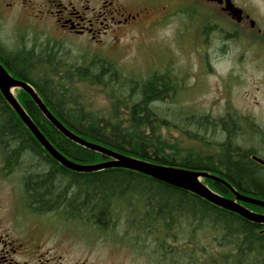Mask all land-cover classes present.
Listing matches in <instances>:
<instances>
[{
    "label": "trees",
    "instance_id": "1",
    "mask_svg": "<svg viewBox=\"0 0 264 264\" xmlns=\"http://www.w3.org/2000/svg\"><path fill=\"white\" fill-rule=\"evenodd\" d=\"M11 50L12 47L0 41L3 64L19 79L30 83L50 112L86 141L162 166L209 172L225 180L238 193L264 201V166L254 161L253 156L264 158L258 155L257 147L241 145L245 129L256 127L249 118L230 111L224 117L213 119L189 112L182 125V113L172 118L162 114L159 103L176 101L177 94L171 81L159 73L144 79L126 75L115 62L95 55L84 57L78 63H67V70L61 74L57 64H53L58 60L57 50L46 48L40 55L33 50H14V53ZM38 62L49 64L48 70L60 80L55 82L42 76L45 82L41 83L42 78L36 79L33 73L39 74L35 70ZM77 80L110 88L108 116L87 109L81 96L71 90ZM20 91L24 95L22 104L31 119L64 156L82 165L110 160L68 139L45 118L30 96ZM3 103L0 97V149L7 165L22 170L26 183L34 186V194L42 200L41 211L53 210L66 217L86 219L87 225L102 232L116 226L118 214L126 219L121 223L125 230L134 225L142 236L149 231L159 232L161 224L170 234L181 226L185 243L210 233L215 239L218 235L222 248L232 247L233 255L222 258L224 264H264V225L130 170L69 171L47 154L18 116L2 107ZM172 131L183 132L193 140L203 132L218 134V149L214 154H201L193 146H182L181 139L169 137ZM203 182L219 195L235 199L227 185L210 179ZM242 204L253 212L264 213L261 207ZM187 251V257L199 253L197 249ZM206 260L202 263L217 264L216 259Z\"/></svg>",
    "mask_w": 264,
    "mask_h": 264
},
{
    "label": "rangeland",
    "instance_id": "2",
    "mask_svg": "<svg viewBox=\"0 0 264 264\" xmlns=\"http://www.w3.org/2000/svg\"><path fill=\"white\" fill-rule=\"evenodd\" d=\"M234 1L256 22L254 28L250 27L249 22L246 26H236L220 11L204 4L202 9H197L188 3L185 12H189L190 16L182 13V33L174 22L143 35L138 34L140 36L136 35L134 41L124 40L120 45L104 49L70 40L55 43L50 41L45 30H15L8 20L0 29V41L9 46L7 35H13L16 45L12 52L33 50L40 55L46 48L57 50L58 60L53 64H57L61 74L67 70V63H78L84 57L95 55L115 62L126 75L144 79L159 73L171 81L177 94L176 101L159 103L164 116L172 118L182 113V125L185 114L189 112L198 116L208 115L212 119L224 117L227 111L247 117L256 127L245 129L241 145L257 147L258 155L264 158V144L261 143L264 141V0ZM192 10L193 13H190ZM210 21L219 26L210 29ZM41 63L38 62L35 68L39 74L33 73L36 79L43 76L46 80H60L48 70L51 67L49 64ZM44 67L46 70H43ZM42 79L44 81L40 82L44 83L45 79ZM71 87L74 93L81 96L87 109L109 115L110 88L89 80H77ZM13 93L22 102V91L14 89ZM210 134L203 132L201 137L193 140L190 135L172 131L169 137L181 139L182 146H193L201 154L210 155L218 149L216 142L219 136ZM16 174L15 180H11L20 183L22 170ZM12 181L0 179V215L4 223L9 222L8 219L13 218L16 212V198L7 184ZM73 192L74 187L70 196ZM116 220L112 230L102 232L93 225H87L89 221L86 219L81 221L65 214L53 215L45 211L41 215V226L46 247L56 243L63 264H203V259H216L217 264H224L222 258L233 255L232 247L220 246L222 240L218 239V235L215 239L207 233L185 243L181 226L170 234L161 224L159 232L149 231L142 236L134 225H129L126 230L122 227L121 223L126 220L124 215L118 214ZM188 249H197L199 253L187 257L185 253Z\"/></svg>",
    "mask_w": 264,
    "mask_h": 264
},
{
    "label": "flooded vegetation",
    "instance_id": "3",
    "mask_svg": "<svg viewBox=\"0 0 264 264\" xmlns=\"http://www.w3.org/2000/svg\"><path fill=\"white\" fill-rule=\"evenodd\" d=\"M188 3L197 9H202V4L216 9L236 26H246L248 22L251 28L255 26H252L254 20L250 14L237 6L234 0H0V29L8 20L15 30H45L50 41L55 43L70 40L104 49L120 45L124 40L134 41L136 35L140 36L138 34L143 35L174 22L181 32L182 13L190 16L189 12H185ZM233 7L241 12L234 15ZM218 26V23L210 21L208 27L213 30ZM12 36L7 35L9 46L13 48L16 44ZM4 67L10 75L19 79ZM0 97L4 100L2 107L18 116L1 92ZM18 170L16 166L7 165L0 149V179L15 180ZM19 179L20 183H7L16 198V212L7 223L0 215V264H63L57 244L47 248L43 238L41 215L45 211H41L42 200L36 197L32 190L34 186L26 183L24 176ZM46 212L53 215L60 213L53 210Z\"/></svg>",
    "mask_w": 264,
    "mask_h": 264
},
{
    "label": "water",
    "instance_id": "4",
    "mask_svg": "<svg viewBox=\"0 0 264 264\" xmlns=\"http://www.w3.org/2000/svg\"><path fill=\"white\" fill-rule=\"evenodd\" d=\"M230 10L233 11V9ZM238 12H241L240 9L234 8V15H237ZM254 25L255 22L252 21V26ZM14 89H21L26 92L38 106L45 118L49 120L53 124V126L62 134H64L68 139L85 148L102 153L108 158H110V160L94 165H82L77 164L74 161L68 159L61 152H59L44 136L38 126L31 119L25 108L21 105V103L14 95ZM0 92L5 98V100L10 104L12 109L18 114L26 128L31 132V134L41 145V147L47 152L50 157H52L57 163L62 165L64 168L77 173H94L111 168L130 170L142 174L144 176H148L156 181L172 186L179 190L190 192L207 201L208 203L218 208L234 213L247 221L264 225V214H258L256 212H253L242 204H251L264 209V201L238 193L225 180L216 175H213L209 172L187 170L175 167L173 168L147 162L141 159H137L115 152L109 148L88 142L82 137L76 135L71 130H69L60 120H58L52 114V112H50V110L42 101L36 89L30 83L24 80L14 78L12 75H10L8 70L4 67L1 62ZM253 160L264 166V159L259 158L257 156H253ZM204 179H210L215 182L227 185L228 188H230L234 193L235 199L225 198L219 195L218 193L214 192L211 188L204 184Z\"/></svg>",
    "mask_w": 264,
    "mask_h": 264
}]
</instances>
